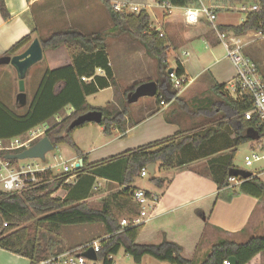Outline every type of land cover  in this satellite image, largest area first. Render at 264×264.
<instances>
[{
    "label": "trees",
    "instance_id": "16d2710c",
    "mask_svg": "<svg viewBox=\"0 0 264 264\" xmlns=\"http://www.w3.org/2000/svg\"><path fill=\"white\" fill-rule=\"evenodd\" d=\"M236 1L251 2L257 6V10L246 14L241 24L219 27V31L234 36H245L249 33L264 36V0H223V3ZM155 2L159 5L166 3L173 8L199 7L198 0H155ZM102 4L110 17L111 26L107 31L84 35L73 29H66L52 32L45 39L39 38L43 52L65 47L72 64L69 67L45 72L26 114L21 117L14 116L0 105V139L2 140L21 137L58 115L66 107H71V113L50 126L43 136L54 147L67 146L82 159L81 166L48 185L21 195L8 196L0 192V249L23 257L29 260L30 264H39L62 254L54 250L56 244L53 239L46 238L40 233L44 225L57 229L63 226L98 224L103 227L104 237L99 241L97 260L102 261L103 264H110L107 258L115 257L120 250H123L134 264H140L146 256L168 264H195L183 257L182 247L165 238L157 245L136 243L142 229L141 225L121 227V220L131 223L138 216L139 205L132 200V193L135 191L134 181L141 170L149 165L159 164L161 169L169 170L204 158L206 154L203 152L207 149H209L208 155L229 151L209 159L205 167L217 187V199L229 202L237 194L233 190L234 187L230 188L228 177L229 170L236 168L233 164L236 148L250 143L255 137L264 138V124L257 114L251 116L249 120L243 117L244 113L252 109V102L248 97L242 101H235L226 94L224 85L216 84L211 88V92L218 97L219 104L213 106L208 114L213 118L215 116L220 118L211 127L191 135L179 131L166 139L89 164L87 157L80 152L73 141L74 132L87 126L88 123L69 129L70 124L77 117L91 111H100L102 121L99 126L103 128L105 136H110L113 130L124 135L127 127L136 125L130 120V105L127 104L126 99L140 83L125 90L121 100L116 104H108L105 109L93 108L86 101L88 96L98 91L108 87L114 90L118 88L107 55L109 39L128 36L138 42L155 62L158 72L156 82L158 91L155 99L158 104L170 102L179 92L174 88L167 74L170 68L167 63V40L150 29L148 13L145 10L138 13H116L112 10L109 1L102 0ZM0 16L3 21L10 19L4 0H0ZM34 32L35 30L32 29L31 33ZM30 41V37L23 38L4 56L15 55ZM97 70L102 71L104 76H97L95 74ZM175 73L178 77L184 74L178 60H176ZM82 78L90 81L83 82ZM227 126L234 130V140H224L222 147L213 148L212 143ZM34 144L32 142V145ZM9 163L15 166L17 161L10 160ZM51 175V171L48 170V177ZM71 175H77V182L70 188L67 196L64 199L52 198L54 192ZM81 176L90 179H107L116 182L122 189L115 195L105 197L100 208L94 209L81 198L75 200L71 197L72 189L78 185ZM149 182L158 189L170 183L157 177H151ZM238 192L256 198L262 197L264 183L254 177L243 180L238 186ZM146 195L149 197V194ZM262 252H264V235L250 238L241 244L221 240L212 246L209 254L200 264H223L230 258H234L236 264H248Z\"/></svg>",
    "mask_w": 264,
    "mask_h": 264
},
{
    "label": "crops",
    "instance_id": "0c3cea01",
    "mask_svg": "<svg viewBox=\"0 0 264 264\" xmlns=\"http://www.w3.org/2000/svg\"><path fill=\"white\" fill-rule=\"evenodd\" d=\"M107 1L113 2L112 0ZM137 1L134 5L140 6L141 10H145L150 17V29L161 33L167 40L168 65L173 57L175 61L174 70L176 60L180 61L184 71L182 78L185 83L176 98L168 103L158 104L155 97H153L150 98L151 102H145L139 107H135L133 104L130 105V120L136 125L127 127L124 135L117 130H113L110 136H105L102 127L91 123L76 130L73 134L74 144L87 157L89 164L98 163L144 145L166 139L179 131L191 135L211 127L214 124L210 125L212 120L207 119L206 112H211L213 106L219 104V99L218 97L214 99L211 96V98H205L198 91V88H204L211 92L214 85L226 86L234 77L233 65L226 58L225 51L218 40L213 25L208 23L203 16H199L200 22L196 25L185 23V12L188 9H193L192 7L163 9L153 0L155 6L163 10L161 18L156 19V26H154L151 22L153 11L150 10L153 9V6L148 3L151 0ZM208 1H210V5L217 8L222 6L220 4L223 3V0ZM47 2V5L44 4ZM4 4L10 19L3 21L0 16V57L4 56L23 38L30 37L31 41L15 54L23 52L32 40L37 38L31 33L32 27L28 21V16L36 5L44 4L48 9V26H56L61 30L73 29L84 35L100 32L95 31L96 27L94 26L100 24V19L104 24L110 19L109 13L106 18L95 0H4ZM222 11L220 8L216 10L214 26L218 31L219 27L237 26L246 17L245 14L239 23L235 25L228 24L224 19L221 20ZM50 12L53 14L51 19ZM244 37L245 45L251 43V41L264 38L261 34L254 33L246 34ZM37 39L39 40V38ZM110 46L120 48L121 56L131 66L135 63L140 66L143 64L150 66L154 62L146 54L145 49L140 44L130 40L128 36L110 39L107 43V55L117 84L119 82L110 57ZM184 53H187V55H184ZM207 56L211 58L212 62L205 66ZM246 57L250 58L259 68L256 59L248 55ZM43 58L45 66L42 65L38 68L40 79H38V82L36 80V90L46 71L62 69L72 64L65 47L44 51L42 53ZM1 72L7 75L8 89L5 91L0 90V105L12 115L21 117L26 113L17 115L11 109L13 107H16V109L21 108L16 102V92L18 93V89L17 91L15 89V80L18 81L17 75H15L16 71L14 70L15 74L7 69ZM207 72L211 73L210 78L203 79V77H206ZM95 74L104 76V73L100 70L95 71ZM144 77L145 75L130 79L126 88L121 87L120 98L125 90L134 84L149 81L157 82V77ZM89 81L85 79V82ZM119 86L121 85L119 84ZM103 91L111 92L109 104H116L119 101L120 98L117 99L113 88L108 87L97 93ZM211 94L213 93L211 92ZM94 95L86 98L91 107L93 106L88 102V98ZM65 109L72 111L71 107ZM58 119L56 120L58 121ZM205 121H208V124ZM47 129L41 131L40 134L43 135ZM32 130L26 134H29ZM90 131L95 132L92 137H89ZM224 131L228 134L229 140L234 139L235 132L230 126H227ZM227 132H232L233 135ZM248 134L251 135V133ZM225 152L228 153L229 151ZM79 160L80 158L74 153L68 157L66 162L71 161L73 163L75 161L79 162ZM196 161L166 171L161 169L159 164H153V175L150 176L148 173V176L145 177H154L156 171L161 174L166 173L167 176L161 179L170 183L162 189H158L150 183L152 190H147L137 186L138 180L145 178L139 174L134 181L133 188L135 191L144 192L145 195L149 194V197L146 195L148 201L145 215L140 218L141 223L139 225L142 226V229L136 243L157 245L165 238L182 247L184 258L193 261L195 264H200L209 254L212 246L221 240L241 244L250 238L264 235V196L256 198L244 195L238 192V186H233L235 187L233 190L237 194L231 201L218 200V190L206 171V163L203 166L204 170L199 171L193 168L199 164ZM61 164L55 165L54 169L51 170V174H54V170L56 171L55 174H58L60 170L57 168ZM121 189L116 182L107 179H90L81 176L78 185L72 189L71 197L75 200L81 198L86 203L94 200L103 201L105 197L115 195ZM97 191H102V193L99 196H93L92 194ZM144 258L140 264L143 263ZM0 264H30V262L23 257L0 249ZM248 264H264V252L253 258Z\"/></svg>",
    "mask_w": 264,
    "mask_h": 264
},
{
    "label": "rangeland",
    "instance_id": "374dc122",
    "mask_svg": "<svg viewBox=\"0 0 264 264\" xmlns=\"http://www.w3.org/2000/svg\"><path fill=\"white\" fill-rule=\"evenodd\" d=\"M96 3L98 4L99 8L102 10L103 14L106 16L108 15L107 10L105 9V7L102 4V0H95ZM113 2L110 4H115V3H129L131 5H134L136 2H138L137 0H112ZM117 1V2H114ZM124 1V2H121ZM203 4L208 6L210 5V1L208 0H202ZM213 2L215 0H212ZM149 4H152L151 6H153V9H150L151 11H153L152 13V18H151V22L153 23L154 26H156V19H160L162 16V12L163 10H161L160 8L155 6V3L153 0L148 2ZM251 4L250 2H227V3H222L220 5V7H223V11L221 14V20L224 19V21L228 24H237L239 23V21L245 16V13H242L240 11H238V8L243 4ZM44 4H48L44 3ZM44 4H39L35 6V9H33L32 13L29 14L28 16V21L31 23V27L32 29L35 30L34 35L37 38L40 39H45L47 38L52 32L61 30V28H58L56 26H48V9L45 7ZM140 7V6H137ZM215 7V6H214ZM228 7L231 8H235V9H227ZM220 11V10H219ZM53 17V14L50 12V19ZM100 24H96L94 27L95 31H107L110 28V19H108L107 23L104 24L102 23V20L100 19ZM129 38V37H128ZM118 39V38H117ZM110 40V39H109ZM108 40V41H109ZM130 40H132L130 38ZM107 41V43H108ZM134 41V40H132ZM136 42V41H134ZM136 44H139L136 42ZM242 53L245 54L246 56L248 55L249 57H253L254 59H256L258 61V65L260 68V71L262 73V76L264 78V38L255 40V41H251V43L244 45ZM122 52L121 49L118 47H113L110 46V57H111V61L113 63V68L114 71L118 77V82L121 86H119L118 84V88L114 90L115 95L117 97V99L120 98V94H121V90L122 88H126L127 83L130 79L132 78H140L143 75H145V77H158L157 75V70L155 68V63L153 62L152 65L148 66V65H142L140 66L138 63L133 64L132 66L128 63V61L126 59L123 58V56H121ZM212 62L211 58H209L207 56L206 58V62H205V66H208L210 63ZM45 66V60L44 58L42 59V61L40 63L35 64L34 66H32L25 75L24 78V94H25V104L23 107L16 109V107L11 108L15 114L17 115H22L24 113H26L29 109L30 103L32 101L33 95L35 94L36 91V80L38 82V79H40L39 76V66ZM170 69L175 67V61L173 60V57L171 58V62L169 64ZM11 70L13 71V73L15 74L13 68L11 65H5V66H1L0 67V72L2 70ZM16 75V74H15ZM211 73L207 72L206 73V77H203V79H207L210 78ZM144 77V78H145ZM85 82V81H83ZM16 86L15 89L17 91L18 89V81L15 80ZM122 87V88H121ZM8 89V80H7V75L3 74V72L0 73V90H7ZM181 89H179L180 91ZM198 91L200 93H202L205 98H209L210 96L213 97L214 99L217 97L216 95L211 94V92L207 91L204 88H198ZM19 93V92H18ZM18 93L16 92V95H18ZM210 97V98H211ZM110 99H111V92L110 91H103L100 93L95 94L94 96L88 98V102L95 108H101V109H105L108 104L110 103ZM204 99V98H202ZM121 100V98L119 99ZM147 103V102H151L149 97H143L141 99L138 100V102L134 103L133 106L135 107H139L140 105H143V103ZM16 106L17 103H15ZM69 112H71V110L69 109H63L58 115L52 117L51 119L48 120V122L34 128L29 134H25L24 136H22V140H27L32 138L31 135L35 134L36 136H38L40 134L41 131L45 130L46 128H49L50 126H52L53 124L57 123L58 121H60L61 119H63L65 116H67V114H69ZM206 117L207 119H211L212 120V124H214L217 120H219L220 116H215L214 118L209 115L206 112ZM212 117V118H210ZM57 118L58 121L56 120ZM208 124V121H205ZM92 124V123H91ZM208 126V125H207ZM89 132V131H88ZM90 136L92 137L94 135L95 132L90 131ZM227 133H231L232 132H227ZM44 134V133H43ZM228 134H226V131H223L221 133V135L219 137H216V140L212 143L213 148H219L222 147L224 145V140L228 139ZM233 135V134H232ZM44 136L41 135L39 136L35 141L38 142L40 139H42ZM88 138V137H87ZM234 138V137H233ZM86 139V138H85ZM93 139V138H91ZM234 140V139H231ZM35 141H33V144L36 143ZM31 145H29L30 147L32 146V143H30ZM262 143L259 142H252V143H247L244 145H241L239 147L236 148V154L234 156V160H233V164L236 168L244 170V171H250L249 168L245 167L244 164V156L248 154L249 152V148H253V147H257ZM211 148V146L209 147ZM209 149H207L206 151L203 152V154H206L204 158L198 159L196 162H199L198 165H195V167H193L194 169H197L199 171H203V166L204 164L211 158L213 157H219L223 154H226L225 151H220L214 155H208ZM74 154V151L67 147V146H57L54 148V150L48 152L45 154L44 159L40 160V159H25V160H20L17 161V164L14 166L16 167L18 166H25V165H30V166H39V167H50V166H55V165H59L61 163H65L68 160L69 156H72ZM208 155V156H207ZM67 166H70V164L72 163L70 162H66ZM54 169V168H53ZM58 170L61 171V166H58L57 168ZM164 171H166L165 169H163ZM54 174L56 173V171L54 170L53 172ZM167 176L166 173H158L156 171V174L154 177H165ZM150 176L149 177H145L141 180H138L139 183L137 184V186H141L142 188H145L147 190H152L151 184L149 182ZM259 179L264 183V175L260 176ZM237 187V186H236ZM235 188V187H234ZM102 193V191H97L94 192L92 195L93 196H99ZM63 194H61V192H54V197L52 198H59L62 199ZM101 200H94V201H90L89 204L92 208L94 209H98L100 208L101 205ZM121 224V221H120ZM40 233L44 234L46 238H51L55 241V251L56 252H61L64 253L66 251H70L68 249H75L78 248L79 245H84L87 242L89 243L91 242H95V241H100L103 237H104V231H103V227L101 225L98 224H94V225H76V226H66V227H60L57 229H52L49 226L44 225L41 230ZM81 245V246H82ZM80 247V246H79ZM73 248V249H72ZM114 260L117 264H134L132 259L125 255L123 250H120L118 252V254L114 257ZM142 264H168V263H163V262H159L151 257L146 256L143 260Z\"/></svg>",
    "mask_w": 264,
    "mask_h": 264
},
{
    "label": "built area",
    "instance_id": "2783aa9c",
    "mask_svg": "<svg viewBox=\"0 0 264 264\" xmlns=\"http://www.w3.org/2000/svg\"><path fill=\"white\" fill-rule=\"evenodd\" d=\"M198 4V8L188 9L185 12V23L187 25H196L200 22L199 16H203L208 23L213 25L218 40L225 51V56L234 68V77L225 86L226 93L235 101H242L245 97H248L252 102V109L244 113L243 117L246 120H249L251 116L257 114L261 123L264 124V78L261 75L258 66L242 53L245 45V37L221 33L215 28L214 22L216 20V10L219 8L222 10L223 7L217 8L213 5L206 6L203 4L202 0H198ZM160 7L163 9H170V6L166 3L160 5ZM111 8L116 13H138L142 11L141 8L136 5L119 2L113 5L111 4ZM227 9L235 8L228 7ZM256 10V5L245 3L238 8V11L245 14ZM159 37H163V35L159 33ZM184 55H187V53H184ZM169 77L174 88L179 90L184 86L185 82L182 76H176L175 69H172V73ZM81 80L85 81L84 78ZM40 135L41 134L36 136L33 134L31 135L32 138L27 140H22L21 137L8 140L0 139V192L8 196L21 195L41 186L48 185V183L54 182L60 176H66L78 168V161L71 163L70 166H67V163L65 162L61 164V171L58 174H52L51 177H48V170L51 171L55 166L39 167L37 165H17L14 167L10 165L9 160H6V157L14 152L29 148V145H31L30 143L35 141ZM254 141L262 144L257 147L249 148L248 154L244 156V164L245 167L250 169L249 172L252 177H260L264 175V138L255 137L252 142ZM140 175L141 177L148 176L147 168L142 169ZM76 182L77 175H71L66 178L57 190V192L63 194L62 199L67 196L70 188L73 187ZM229 182L231 184L230 187L238 186L242 183L240 179L236 178H230ZM51 197H54V194ZM132 200L139 205L138 216L133 219L131 223L126 220H121L120 225L123 228L128 226H138L141 223L140 218L145 215L146 203L148 201V197L145 193L142 191H134L132 193ZM4 227H6V224H4ZM90 249L96 256V260L94 261L83 257V253ZM98 253L99 241L89 242L73 250L53 256L39 264H103L102 261L97 260ZM107 260L110 264H117L114 260V256H109ZM223 264H229V262L224 261Z\"/></svg>",
    "mask_w": 264,
    "mask_h": 264
},
{
    "label": "water",
    "instance_id": "95a60500",
    "mask_svg": "<svg viewBox=\"0 0 264 264\" xmlns=\"http://www.w3.org/2000/svg\"><path fill=\"white\" fill-rule=\"evenodd\" d=\"M42 48L40 42L37 38L33 39L28 47L21 53L15 54L13 56H2L0 57V66L2 65H11L16 71L18 79V95L16 97V102L20 107H23L25 104V94H24V78L26 72L35 64L42 60ZM172 69L167 71V74L170 75ZM157 94V84L156 82H145L138 85L132 93L127 96V104L132 105L138 102L139 99L143 97L153 98ZM102 121V113L100 111H91L84 115L77 117L69 126V129H73L76 126L83 125L84 123H92L99 125ZM54 146L50 141L43 137L38 142H36L31 147L23 150L22 152L7 156L6 160H25V159H40L43 160L46 153L54 150ZM82 165V159L79 160L78 167ZM154 165H149L147 167L148 173L150 176L154 173ZM229 178H241L243 180H248L252 178V175L248 171H244L238 168H232L228 172ZM83 257L88 260H96L94 252L90 249L87 252L83 253ZM229 264H236L234 258L228 260Z\"/></svg>",
    "mask_w": 264,
    "mask_h": 264
},
{
    "label": "bare ground",
    "instance_id": "6f19581e",
    "mask_svg": "<svg viewBox=\"0 0 264 264\" xmlns=\"http://www.w3.org/2000/svg\"><path fill=\"white\" fill-rule=\"evenodd\" d=\"M25 150V149H24ZM23 151V150H22ZM21 151V152H22ZM20 153V152H19ZM18 154V153H17ZM13 155H16V154H13ZM9 156H11V155H9ZM249 172V171H248ZM254 178H259V177H254ZM230 179V178H229ZM236 179H240V181H242L243 182V179H241V178H236ZM230 183V182H229ZM230 186H231V184H230ZM239 186V185H238Z\"/></svg>",
    "mask_w": 264,
    "mask_h": 264
}]
</instances>
